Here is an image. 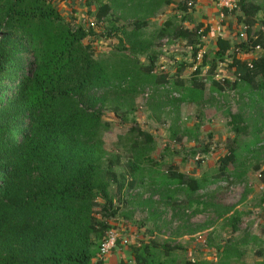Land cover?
I'll list each match as a JSON object with an SVG mask.
<instances>
[{
    "label": "trees",
    "instance_id": "1",
    "mask_svg": "<svg viewBox=\"0 0 264 264\" xmlns=\"http://www.w3.org/2000/svg\"><path fill=\"white\" fill-rule=\"evenodd\" d=\"M77 1L0 0V264L93 263L112 228L110 219L120 211L112 187L117 185L114 193L119 195L127 185L104 147V134L111 128L102 113L106 91L128 86L136 94L156 83L154 79L157 84L167 79L153 76L156 58L151 55L147 66H134V57L149 51L139 43L147 21L136 24L132 32L110 31L125 36L119 49L123 59L110 65L95 57L94 25L88 21L85 28L75 15L66 18L58 10L62 4L75 5ZM160 2L151 0L146 15L158 10ZM79 3L91 15L92 0ZM239 6L244 14L239 21L247 26V42H235L230 34L220 37L217 48L205 51L201 61L197 56L204 49L198 44L211 28L203 23L194 29L173 27V35L188 44L186 51L196 67L192 86L183 88L180 103L203 97L205 76H198L204 67L209 76L224 65L236 77L233 82L214 81L221 90V83L234 89L255 83L264 92V52L250 62L237 52L250 54L264 45V19L262 28H257L255 20L261 8L247 0H241ZM183 9H188L187 4ZM111 10L110 5H101L95 12V25H101ZM235 12L225 11L228 15ZM230 22L233 26L234 21ZM183 83L177 80V86L183 87ZM230 117L236 132L246 130L241 114ZM131 132L144 143L135 145L138 165L132 163L131 169L138 178L128 184L133 189L146 180L140 162L150 152L153 138L137 127ZM239 147L243 150L237 141L230 143L229 152L220 160L223 173L240 163ZM167 173L162 174V186L176 180L189 194L202 188L196 179L175 171ZM234 222L236 225L238 220ZM220 252L223 257L219 256L218 262L185 260L181 264H238L233 245ZM132 253L136 264H165L148 244Z\"/></svg>",
    "mask_w": 264,
    "mask_h": 264
},
{
    "label": "rangeland",
    "instance_id": "2",
    "mask_svg": "<svg viewBox=\"0 0 264 264\" xmlns=\"http://www.w3.org/2000/svg\"><path fill=\"white\" fill-rule=\"evenodd\" d=\"M189 2H194V7L183 9ZM149 3L151 0H92L91 15L79 2L58 7L63 16L75 15L76 20L88 28V21L94 22L95 12L101 5L111 6L103 23L92 26L97 35V40L92 42L95 57L110 65L123 59V51L119 49L120 40L125 38L122 33L110 31L132 32L136 24L147 21L139 34V43L149 51L134 57L137 62L134 66L137 69L147 66L151 55L156 58L153 76L167 78L161 84L154 79L156 83L136 94L129 91L128 86L106 91L102 113L111 128L104 134V147L116 164L120 179L122 176L127 185L119 195L114 193L117 185L112 187L116 205L120 207L118 215L109 221L112 226L109 232L117 235L116 247L106 256L100 252L92 264H100V261L103 264H136L132 252L145 244L165 264H181L185 260L218 262L219 256L223 257L220 251L231 245L238 251L235 258L238 264H263L264 92L255 83L236 89L221 83V90L214 81L233 82L236 77L224 65L209 76L208 68L204 67L198 76H205L203 97L195 102L180 103L183 90L192 86L196 67L191 65V53L186 51L188 44L172 32L175 25L194 29L199 23L212 21L216 33L201 38L198 45L203 46V53L213 52L218 38L228 34L234 36L242 25L239 19L244 18L243 11L227 14L221 22L217 0H161V7L147 16L146 12L151 9ZM247 3L261 8L255 20L257 28H262L264 0H247ZM202 6H208L209 10L201 12ZM263 46L250 58L259 57L264 52ZM177 67L182 75H178ZM177 80L184 82L183 87L177 86ZM232 114L243 116L245 131L236 132L231 123ZM132 127L153 138L150 152H146L145 159L140 162L146 180L133 189L128 184L138 178L131 169L132 163L137 164L135 145L144 143L136 132H131ZM235 141L243 147V150L239 147L240 163L223 173L220 160ZM246 148L250 151H245ZM168 171L196 179L203 184L202 188L189 194L176 180L169 186H162V174Z\"/></svg>",
    "mask_w": 264,
    "mask_h": 264
},
{
    "label": "built area",
    "instance_id": "3",
    "mask_svg": "<svg viewBox=\"0 0 264 264\" xmlns=\"http://www.w3.org/2000/svg\"><path fill=\"white\" fill-rule=\"evenodd\" d=\"M241 0H217L216 5L218 6L219 10H220V21L224 22L225 19L227 18V14L225 13V11H227L228 13H232L234 11H238L240 10V3ZM187 7L188 9H192V7H194V2H189L187 3ZM92 25L95 24V22H91ZM238 33L234 34L233 40L235 42H247L248 36H247V26H245L244 24L240 25L238 28ZM225 38V37H224ZM260 46H257L256 49L254 51H252L250 54H245V53H240L239 50H237L238 52V57H240L243 60H247L250 62L251 60V55L253 52H258L260 50ZM202 55L203 52H200L197 56V61H201L202 60ZM258 58V57H257ZM124 244L127 243V241L123 242ZM117 244V235L109 232V234L107 235L106 240L102 243L100 251L101 254L103 256H106L113 248L116 247Z\"/></svg>",
    "mask_w": 264,
    "mask_h": 264
},
{
    "label": "crops",
    "instance_id": "4",
    "mask_svg": "<svg viewBox=\"0 0 264 264\" xmlns=\"http://www.w3.org/2000/svg\"><path fill=\"white\" fill-rule=\"evenodd\" d=\"M77 2H81V0H78ZM209 7L208 6H202L201 7V9H200V11L201 12H203V13H205V10H209L208 9ZM215 12V11H214ZM203 23H205V25H207L206 27H210L211 28V30H212V33H216V31L214 30V24L212 25L211 23H212V21H210V22H203ZM210 23V24H209ZM215 25H217V24H215ZM211 34V33H210ZM216 44V43H215Z\"/></svg>",
    "mask_w": 264,
    "mask_h": 264
}]
</instances>
